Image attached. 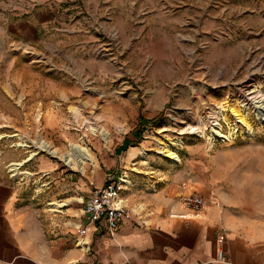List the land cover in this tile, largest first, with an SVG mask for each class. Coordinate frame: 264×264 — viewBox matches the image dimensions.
<instances>
[{"label": "rangeland", "instance_id": "obj_1", "mask_svg": "<svg viewBox=\"0 0 264 264\" xmlns=\"http://www.w3.org/2000/svg\"><path fill=\"white\" fill-rule=\"evenodd\" d=\"M18 2L0 0V166L11 174L9 163L36 152L12 177L40 208L54 257L82 253V201L116 169L137 119L148 145L131 166L189 165L198 182L212 173L220 192L264 210V119L241 99L249 89L264 95L263 0H58L47 27ZM219 104L242 129H222L227 138L216 140L188 133ZM98 126L108 142L90 132ZM40 141L59 153L79 143L94 163L70 168L39 150ZM52 201L66 204L54 209Z\"/></svg>", "mask_w": 264, "mask_h": 264}, {"label": "crops", "instance_id": "obj_2", "mask_svg": "<svg viewBox=\"0 0 264 264\" xmlns=\"http://www.w3.org/2000/svg\"><path fill=\"white\" fill-rule=\"evenodd\" d=\"M57 1L19 0L17 5L20 11H35L40 24L47 27L55 22L52 14L47 17L61 6ZM62 7L68 9L69 4ZM83 44L82 40L78 46L84 47L87 41ZM38 97L39 92L32 94V104ZM140 121L136 120L120 143L124 149L113 161L116 169L105 175L134 168L130 172L132 186L124 191L128 213L113 235L104 220L84 223V238L91 246L88 253L79 247L82 253L75 250L69 256L54 257L40 208L24 195L22 184L0 166V264H264L261 205L220 192L212 173L198 182L188 174L189 165L131 166L148 145L142 135L145 123ZM207 168L205 173L210 170ZM188 192L202 195L207 206L200 211L182 207L180 195Z\"/></svg>", "mask_w": 264, "mask_h": 264}, {"label": "built area", "instance_id": "obj_3", "mask_svg": "<svg viewBox=\"0 0 264 264\" xmlns=\"http://www.w3.org/2000/svg\"><path fill=\"white\" fill-rule=\"evenodd\" d=\"M256 115L260 119V114L257 113ZM262 118L264 119V114H262ZM222 129L225 131L231 129L232 132L236 133L242 128L237 122L230 123L229 119H224L220 111V115L216 112L205 115L203 119L189 127L188 133L200 136L209 134L214 140L218 137L227 138V132H223ZM219 133L223 135L220 136ZM130 186H132L130 170L126 168L109 174L102 185L94 186L82 201L81 215L84 218V223H96L104 220L110 235H113L119 221L128 213V202L124 196V191ZM179 202L182 207L194 211L203 210L208 204L202 195L194 192L181 194ZM82 222H79L77 228L80 237L83 239L85 226L82 225ZM80 246L84 252L91 250L88 241L83 240Z\"/></svg>", "mask_w": 264, "mask_h": 264}, {"label": "bare ground", "instance_id": "obj_4", "mask_svg": "<svg viewBox=\"0 0 264 264\" xmlns=\"http://www.w3.org/2000/svg\"><path fill=\"white\" fill-rule=\"evenodd\" d=\"M241 99L242 100H245V99L252 100L251 105H252V107H254L255 111L258 114H260V116H262V114H264V95L261 94L259 92V90H257L256 88L245 90V95H243ZM224 110H226V107L219 104V105H216V106L210 108L206 115L210 114L211 112H213V114H215V112L217 114H219L220 111H221V114H223ZM229 110H230L231 114L234 117H236L237 121H240L244 125L246 124L245 123L246 119L244 120L245 115L243 114L244 115V117H243L242 113L238 109H235L234 107H230ZM226 117L223 116L224 119H226ZM89 130L92 134L100 135L105 142H108L110 139V132L108 130H106V128L103 126L91 127V128H89ZM11 135H16V134H11ZM219 135L221 136L223 134L219 133ZM2 136H4V135H0V137H2ZM19 137H22V136L20 135ZM159 144L162 147L161 152H163L164 155L168 156L170 159H176L175 153L173 151H171L163 142L160 141ZM17 145H24L25 146L27 144L26 143H17ZM36 146L39 150H46L49 154L56 156L59 159H61L62 162H64L70 168L77 169L79 171L83 169L82 165L84 163H86L87 161L94 163V159L92 158V156L89 153L86 152L87 150L85 149V147H83L82 145H80L79 143H76V142H70L68 144V150L65 151L64 153H59V151L56 148H54L50 143L45 142V141L38 142V144ZM35 155H36V152L31 153L30 156H28L26 159L21 160L20 162L9 163L8 166H9V170L11 171V175L16 176L19 173V167L25 161H27L30 157L35 156ZM49 204L54 206V209H58L61 206L65 205L66 203L65 202L60 203V202L52 201ZM83 240H86V237L83 239L79 238L80 244L83 243Z\"/></svg>", "mask_w": 264, "mask_h": 264}]
</instances>
